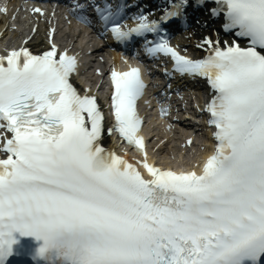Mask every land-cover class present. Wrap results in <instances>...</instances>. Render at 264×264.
Instances as JSON below:
<instances>
[{
    "label": "snow or ice",
    "instance_id": "snow-or-ice-1",
    "mask_svg": "<svg viewBox=\"0 0 264 264\" xmlns=\"http://www.w3.org/2000/svg\"><path fill=\"white\" fill-rule=\"evenodd\" d=\"M72 4L81 22L91 23L94 9L115 40L142 37L149 56H170L167 76L206 79L214 143L199 171L149 162L137 112L141 70L112 69L114 124L106 128L95 90L74 85L78 54L55 42L54 24L43 51L27 46L46 12L25 3L36 17L32 35L0 54V264L22 254L33 264H264V0H168L158 18L138 9L131 25L124 3ZM199 8L229 38L204 35V54L193 57L170 42L163 22L179 18L188 27L189 10ZM20 11L15 6L11 19ZM0 13L9 15L7 2ZM150 33L164 35L152 41ZM169 111L161 106L162 116ZM105 131L143 158L133 163L104 147Z\"/></svg>",
    "mask_w": 264,
    "mask_h": 264
},
{
    "label": "bare ground",
    "instance_id": "bare-ground-1",
    "mask_svg": "<svg viewBox=\"0 0 264 264\" xmlns=\"http://www.w3.org/2000/svg\"><path fill=\"white\" fill-rule=\"evenodd\" d=\"M4 25V21L0 22V27ZM1 29V28H0ZM206 34H211L209 31H207L206 29H199L198 27L195 28L194 30H190L189 32H187L184 37H182V42L183 43H188L189 45H187L189 48H191V42L195 41L199 36H204ZM64 36H69V38L73 37V32L72 30L69 33H65ZM11 41L15 42L17 44H19V42L22 40V38H20L19 34H17L16 32H12V36H11ZM39 40V42L37 43L38 45H43L44 47H46V41L45 39L41 38L40 34H38V36L35 39H32L31 43L36 44V42ZM69 42V41H68ZM31 43H28L27 46L29 45L30 47L33 46L31 45ZM160 154V152L158 153V155ZM163 162L165 164H170L172 166H175L176 164H171L169 163L165 158H162Z\"/></svg>",
    "mask_w": 264,
    "mask_h": 264
},
{
    "label": "rangeland",
    "instance_id": "rangeland-1",
    "mask_svg": "<svg viewBox=\"0 0 264 264\" xmlns=\"http://www.w3.org/2000/svg\"><path fill=\"white\" fill-rule=\"evenodd\" d=\"M197 139L201 140V136L199 134H197ZM172 144L173 142L170 144L169 147L165 146L162 151V157L167 158L168 161L172 164L189 161L193 156V153L195 151L194 149H196V147L192 148V150H189L185 153H180L179 157H176V149L175 146H172Z\"/></svg>",
    "mask_w": 264,
    "mask_h": 264
}]
</instances>
